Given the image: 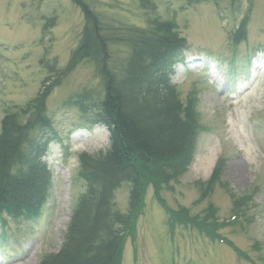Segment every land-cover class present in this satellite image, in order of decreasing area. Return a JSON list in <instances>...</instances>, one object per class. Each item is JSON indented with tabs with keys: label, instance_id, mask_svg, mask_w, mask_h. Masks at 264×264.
Wrapping results in <instances>:
<instances>
[{
	"label": "rangeland",
	"instance_id": "374dc122",
	"mask_svg": "<svg viewBox=\"0 0 264 264\" xmlns=\"http://www.w3.org/2000/svg\"><path fill=\"white\" fill-rule=\"evenodd\" d=\"M85 1L114 39L112 73L121 74L132 54L130 30L149 29L151 18L175 24L187 42L173 84L180 101L193 104L201 132L192 164L162 186L174 215L184 210L204 221L214 208L219 222L232 221L236 202L247 198L239 207L246 218L220 234L253 262L192 225L176 220L171 230L170 214L149 187L135 235L126 239L123 264H264V72H258L264 62V0ZM87 28L72 0H0V133L7 116L27 127L40 114L60 138L45 158L52 186L39 219H8L5 232L0 222V264H41L60 252L86 193L80 156L109 149L108 130L87 123L79 108L68 105L84 89H102L96 61L75 58ZM40 127L32 125L28 133L39 134ZM234 165L242 167L241 176ZM132 188L124 183L115 191V210L130 212Z\"/></svg>",
	"mask_w": 264,
	"mask_h": 264
},
{
	"label": "trees",
	"instance_id": "16d2710c",
	"mask_svg": "<svg viewBox=\"0 0 264 264\" xmlns=\"http://www.w3.org/2000/svg\"><path fill=\"white\" fill-rule=\"evenodd\" d=\"M72 1L82 10L88 26L75 58L80 55L77 61H96L102 89H84L68 105L79 108L89 123L108 128L110 146L105 153L80 156L79 174L86 193L73 211L62 249L41 264H123L126 239L135 235L149 187H154L156 199L170 214L171 230L176 220L192 225L210 240L226 244L253 262L220 234L223 228L246 218L247 213L239 207L247 198L236 202L234 221L221 223L212 215L214 208L204 221L184 210L174 215L161 194L164 184L172 183L192 164L201 132L193 104L184 105L173 84L175 67L187 49L176 25L151 18L149 29L130 30L127 41L132 54L122 73L113 74L109 63L114 39L107 36L101 19L85 0ZM240 35H244V24ZM35 124L44 129L29 134ZM59 140L52 122L40 120V114L27 127L11 116L4 119L0 133V222L4 232L8 219L21 224L39 219L52 186L45 158ZM223 162H219L218 174ZM159 167L162 175L155 173ZM124 183L133 185L131 210L126 214L115 210L113 202L115 191Z\"/></svg>",
	"mask_w": 264,
	"mask_h": 264
},
{
	"label": "bare ground",
	"instance_id": "6f19581e",
	"mask_svg": "<svg viewBox=\"0 0 264 264\" xmlns=\"http://www.w3.org/2000/svg\"><path fill=\"white\" fill-rule=\"evenodd\" d=\"M259 70L261 71V72H264V64H261V65H259ZM259 71V72H260ZM256 78H258V75H256ZM233 171H235L236 173H238V175H240L241 176V173H242V167L240 166V165H234L233 166ZM68 220V219H67Z\"/></svg>",
	"mask_w": 264,
	"mask_h": 264
}]
</instances>
